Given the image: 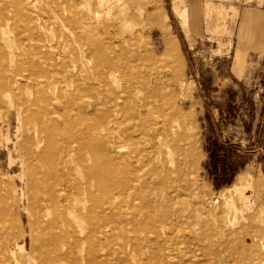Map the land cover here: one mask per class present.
<instances>
[{
	"label": "rangeland",
	"instance_id": "1",
	"mask_svg": "<svg viewBox=\"0 0 264 264\" xmlns=\"http://www.w3.org/2000/svg\"><path fill=\"white\" fill-rule=\"evenodd\" d=\"M179 5L181 0H0V30L9 34L18 55L10 64L0 45L6 76L21 62L49 67L39 74L61 80L63 64H87L88 44L110 56L114 50L118 64H129L127 74L109 76L106 86L101 78L88 79L105 70L94 55L90 72H81L83 91L55 98L53 115L65 116L62 125L79 134L84 125L79 122L98 124L113 113L114 93L128 82L135 86L124 126L134 124L136 136L118 140L127 147L122 154L129 160L118 165L130 187L116 188L113 197L117 212H139L148 216V225L105 224L97 242L106 249L90 264H264V82L249 90L231 82L229 40L184 45ZM76 16L82 22L75 25V37L70 22ZM175 41L178 73L166 48ZM89 96L111 101L95 109ZM0 107V184L22 193L19 114L12 109L11 117L5 104ZM167 146L174 153L171 168ZM132 150L150 161L130 164ZM76 228L72 237L80 235ZM91 247L94 243L82 245L72 255L79 260ZM5 252L12 264L30 262L17 246Z\"/></svg>",
	"mask_w": 264,
	"mask_h": 264
},
{
	"label": "bare ground",
	"instance_id": "2",
	"mask_svg": "<svg viewBox=\"0 0 264 264\" xmlns=\"http://www.w3.org/2000/svg\"><path fill=\"white\" fill-rule=\"evenodd\" d=\"M81 22L80 16L70 22L75 37V25ZM177 44L175 41L172 47L166 46L174 73H178L180 68L179 58L173 57ZM0 45L4 49L1 56H5L10 64L14 62L17 51L13 49L10 36L4 29L0 30ZM87 48L90 50L87 64H63L61 74L65 77L57 81L39 74L50 72L49 67L42 69L40 65L31 64L28 68L20 60V64H15L12 74L6 76L0 65V105L5 104L9 116L12 109H16L19 114L21 143L17 151L18 158L25 166L22 193L19 189H8L0 184V264H12V258L4 253L9 250V246L13 250L17 246L26 260L29 257L28 264H90L106 249L97 242L105 234V224L148 225V216L139 212L132 215L117 212L113 197L116 188L125 192L130 187V183L124 180L122 167L129 160L122 154L127 147L124 148L118 140L132 141L136 136L134 124L124 126V118L128 115L127 104L132 99L135 86L128 82L120 92L114 93L113 113L105 110L107 113L100 117L98 124L90 120L79 122L80 125L84 123L79 134L73 133L69 126L62 125L65 116L53 115L58 94L73 89L71 94L76 96L83 91L79 83L81 72H90L92 66L89 68V65L94 55L97 61L105 65V70L93 73L95 76H89L88 79L101 78L108 86L109 76L127 74L129 64H118V52L111 50L113 55L110 56L93 44H88ZM89 97L95 109L101 108L100 104L107 106L111 101L102 98L99 102L98 97ZM146 106L143 104V107ZM140 123L143 124L142 121ZM58 138H64L63 145H58ZM167 149L166 158L171 168L176 165L174 153L169 147ZM128 156L130 164L150 161L148 155L142 158L138 150L130 151ZM165 161L161 167L166 166ZM120 163L123 165L119 166ZM169 169L166 168L171 171ZM77 172L83 176L84 182H80ZM23 212L27 214V220L22 218ZM75 226L80 235L72 237L70 231ZM87 243H94V247L88 249L86 256L81 259L74 258L72 253ZM253 243L255 245V241Z\"/></svg>",
	"mask_w": 264,
	"mask_h": 264
},
{
	"label": "crops",
	"instance_id": "3",
	"mask_svg": "<svg viewBox=\"0 0 264 264\" xmlns=\"http://www.w3.org/2000/svg\"><path fill=\"white\" fill-rule=\"evenodd\" d=\"M181 1L178 34L184 45L229 40L231 82L248 90L264 82V0Z\"/></svg>",
	"mask_w": 264,
	"mask_h": 264
}]
</instances>
